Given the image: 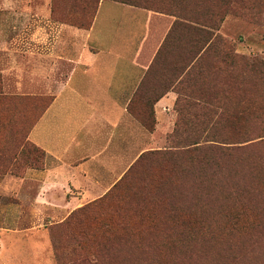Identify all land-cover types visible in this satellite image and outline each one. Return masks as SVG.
Wrapping results in <instances>:
<instances>
[{"label":"rangeland","instance_id":"obj_1","mask_svg":"<svg viewBox=\"0 0 264 264\" xmlns=\"http://www.w3.org/2000/svg\"><path fill=\"white\" fill-rule=\"evenodd\" d=\"M101 1L0 0V179L7 174L24 177L30 169L40 171L49 163L47 155L28 140V132L52 100L46 85L49 76L54 82L55 74L58 77L65 74L69 69L66 59L77 54L75 43L66 31L89 30ZM144 1H136L143 6L133 7L146 10L163 21V31H148L147 35L148 54L143 62L151 60L153 64L150 81L140 87L131 106L139 127L137 161L131 171L112 191L85 204L97 201L88 217L76 222L73 229L67 228L65 221L75 210L60 214L59 210L34 205L38 183L25 182L24 190L28 191L23 199L17 193H0V240L7 243L5 248L11 253L22 249L30 252L28 255L34 258L32 264L99 261V255L92 254L97 253V246L106 241L103 232L108 224L114 235H123V240L116 236L114 242L125 243L127 240L130 244L122 247V255L114 250L111 255L103 256L99 264L216 263L218 260H212L211 256L215 252L208 248L196 258H190L189 253L186 256L182 243L187 241L179 233L175 234L177 225L167 221L168 210L180 214L195 211L201 217L200 227L204 228L256 227L263 231L259 241L264 248V229H261L264 228V74L258 82L247 76L244 86H238V91H234L237 97L233 105L224 101L225 105L221 102L219 106H209L218 113L226 110L229 115L242 114L244 122L228 130L246 132L229 140L243 143L223 144L225 147L241 146L245 151L227 157L221 163V170L217 169V176H210L206 186L212 191L207 187L203 191L199 188L198 177L190 172L191 166L185 161H168L160 156L140 159L148 151H165L176 145L177 140L172 139V135L181 118L195 120L192 114H197L199 109H189L188 105L196 99L182 91L186 76L179 77L181 60L188 52L184 48L186 37L182 31H209L190 20L200 18V9L212 11L217 5L213 0H187L186 5L181 0H155L152 4ZM200 3L203 8L198 6ZM243 6L244 10L237 6L240 13L228 14L217 31L239 55L250 61L264 62V6L248 0ZM209 7L210 10H206ZM256 13L261 18L252 16ZM169 35L173 40L165 43ZM207 58L206 64L213 63L214 60ZM245 69L242 67V75ZM227 74L221 73L217 81L215 77L211 79L220 83L214 91L221 94L230 91ZM19 80L22 94L17 90ZM5 88L9 95L5 94ZM168 91L175 92L177 100L168 116L160 117L158 121L154 102ZM158 123L162 126L160 133L156 130ZM132 154L131 150V157ZM146 213L155 218L141 216ZM237 213H248L249 218L234 219ZM153 226L158 228L157 232ZM131 227L144 231L142 237H128L126 229ZM172 227L177 228L169 236L167 232ZM162 230L166 231L165 235L155 236ZM154 240L158 246L150 250L148 247L147 251L151 252L147 256L130 259L127 252H131L137 242L149 246ZM21 243L26 245L18 246ZM2 248L0 243V251ZM7 257L5 264H30L32 261H19L13 255ZM256 264H264V261L258 260Z\"/></svg>","mask_w":264,"mask_h":264},{"label":"crops","instance_id":"obj_2","mask_svg":"<svg viewBox=\"0 0 264 264\" xmlns=\"http://www.w3.org/2000/svg\"><path fill=\"white\" fill-rule=\"evenodd\" d=\"M162 24L146 10L102 0L89 30L66 31L77 54L66 59L65 74H55L54 82L49 76L46 85L52 100L27 136L49 163L40 171L30 169L24 177L7 174L0 179V193H17L23 199L29 180L38 183L35 206L64 214L109 193L126 176L137 161L139 127L131 106L152 71L151 60L143 62L147 35L163 31ZM17 85L22 94L20 80ZM5 94L9 95L6 88ZM176 100L173 91L157 99L156 120L168 116ZM161 129L158 123L156 130ZM0 243L2 264L8 255L33 263L30 252L11 253L7 243Z\"/></svg>","mask_w":264,"mask_h":264},{"label":"trees","instance_id":"obj_3","mask_svg":"<svg viewBox=\"0 0 264 264\" xmlns=\"http://www.w3.org/2000/svg\"><path fill=\"white\" fill-rule=\"evenodd\" d=\"M113 1L130 6H143V4L136 2L141 0ZM172 1L174 0H171V2ZM213 1H215L217 5L213 7L212 11L210 10V7L206 9L210 11L200 9V18H192L193 20H190L191 22L204 27V29H209V31H182L184 37H186L184 48L188 52L181 60L182 71L179 74V77L181 75H184V77L186 76L182 91L185 93L188 92V94L186 93V96L196 99L192 104L187 103V105L189 104V109H199L197 114H192V117L195 118V120L193 121L191 118H188L187 120L183 118L180 119V125H176V129L172 135V139L177 140L176 145L171 146L165 151H148L140 157V159H142L147 156H160L164 158V160L168 159V161L187 162L191 166L190 172L192 171L198 177L197 182H199V188L202 191L206 187V189L212 191L211 187L206 186V181L209 180L211 175L217 176V169L221 170V163H223L227 157L232 158L239 152L245 151L241 146H223V144L236 145L243 143L241 141L229 142V140L231 138L241 137L246 134V132H241L239 129L230 132L228 129L241 125L244 122L245 117H243L242 114L229 115L226 110L221 113L214 112L209 106H216V104L219 106L221 102L224 104V101H230L233 105L236 101L234 98L237 97L234 94V91H238V86L240 88L244 86L245 78L249 76L251 79L258 82L262 80L261 75L264 74V69L262 68L264 67L263 61H250L245 56L239 55L236 50L232 48L228 40L219 33L220 31H217L228 14L241 12L238 10L239 7L237 6L240 5V10L245 9L243 5L246 0ZM248 1L264 6V0ZM144 2L152 4L155 0H145ZM181 3L186 5L187 0H181ZM198 6L203 8L202 3L198 4ZM256 14L258 16H252H254V18H261L259 13ZM168 38L169 39L165 40V43L167 41L169 43L173 40L170 35ZM192 52L194 54L193 57ZM207 57H210L212 61L214 60L213 63L209 65L206 64ZM242 67L247 69L243 71V75L241 70ZM224 69L226 71H223ZM237 71L240 73L236 74ZM223 72L228 73L226 76L228 78V87L230 89V91L225 92V94L214 91L219 87L220 83H214L215 81L211 80L215 77V80L217 81V78H219L220 74ZM210 91L212 93H207ZM156 102H154V105ZM223 109L224 108H222V110ZM248 141H250V139L244 142ZM114 188H116V186ZM107 195H105V197H107ZM96 203L97 201H94L93 203L80 207L72 212L69 218L65 221L66 227L71 229L75 228V226H72L75 225L76 222L88 217L91 211H93V207L96 206ZM167 214V221L178 227L175 234L179 233L178 235L181 238L186 239L187 242L182 244L185 245L183 248H185L186 256L189 253L190 258H196L197 254L202 255L205 253V249L208 248L213 250L216 254L211 255L213 257L212 260H218L214 264H256L258 260L264 261V248H261V241H259V234L260 232L263 233V231L256 227L239 228L234 226L232 229H211L212 227L210 226L211 228H204L200 227L201 217L195 211L180 214V212H177L176 210H168ZM234 215V219L249 218L248 213H237ZM141 216L150 219L155 218L147 213L146 215ZM109 227V224L106 225L103 232L106 241L97 246L99 248L97 253L92 254L99 255V261L103 259V256L111 255L114 250H117L118 255H122L120 253L122 247L130 244L127 240L125 243L114 242L115 238H117L116 236H120V239L123 240V235H114L113 228ZM177 227L170 228L171 230H169L167 234L170 236V233H173ZM152 229L154 232L158 231V228H154V226ZM126 230H128V237H142V234L144 233V231H137L132 227L130 229L127 228ZM165 232V230H162L160 234L155 236H163L165 235ZM237 237L240 238L237 239ZM156 245L158 246L157 240H154L149 246L142 242H137L132 251L127 253L128 256H130V259L132 257H136V259L142 257L143 259V257L151 252L147 251V248L149 247L150 250ZM137 255L141 256L139 257ZM127 257L124 259L128 260ZM96 261L97 262L95 263H87L99 264L98 259Z\"/></svg>","mask_w":264,"mask_h":264}]
</instances>
